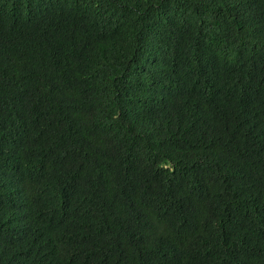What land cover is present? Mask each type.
<instances>
[{"label":"trees","instance_id":"16d2710c","mask_svg":"<svg viewBox=\"0 0 264 264\" xmlns=\"http://www.w3.org/2000/svg\"><path fill=\"white\" fill-rule=\"evenodd\" d=\"M0 264H264V0H0Z\"/></svg>","mask_w":264,"mask_h":264}]
</instances>
